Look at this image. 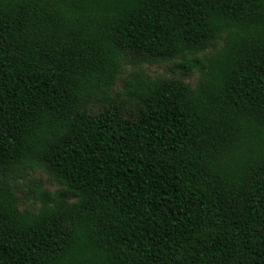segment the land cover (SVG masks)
I'll return each instance as SVG.
<instances>
[{
  "label": "trees",
  "instance_id": "1",
  "mask_svg": "<svg viewBox=\"0 0 264 264\" xmlns=\"http://www.w3.org/2000/svg\"><path fill=\"white\" fill-rule=\"evenodd\" d=\"M0 264H264V0H0Z\"/></svg>",
  "mask_w": 264,
  "mask_h": 264
},
{
  "label": "rangeland",
  "instance_id": "2",
  "mask_svg": "<svg viewBox=\"0 0 264 264\" xmlns=\"http://www.w3.org/2000/svg\"><path fill=\"white\" fill-rule=\"evenodd\" d=\"M179 62L180 59L161 63L131 62L130 60L126 61L124 63L122 74L118 78L114 89L111 91L112 100H104L102 103H93L90 110L98 111L113 103L122 106L128 115L134 116L137 113V103L125 95L123 92V82L127 77L136 71L145 72L152 77L181 78L185 82L194 86L198 79V71L195 70L187 73L179 67ZM36 180H41L43 186L50 192H54L63 186L61 182L51 178L42 170L29 172L25 177H18L17 193L21 197L22 207L34 208L37 206V202L35 201Z\"/></svg>",
  "mask_w": 264,
  "mask_h": 264
}]
</instances>
